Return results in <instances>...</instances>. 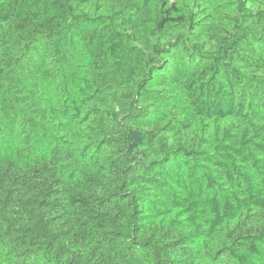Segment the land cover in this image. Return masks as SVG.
<instances>
[{"label":"trees","instance_id":"16d2710c","mask_svg":"<svg viewBox=\"0 0 264 264\" xmlns=\"http://www.w3.org/2000/svg\"><path fill=\"white\" fill-rule=\"evenodd\" d=\"M0 264H264V0H0Z\"/></svg>","mask_w":264,"mask_h":264}]
</instances>
